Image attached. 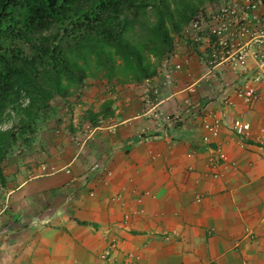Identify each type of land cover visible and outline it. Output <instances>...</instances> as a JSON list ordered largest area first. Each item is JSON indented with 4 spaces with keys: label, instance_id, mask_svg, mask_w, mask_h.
<instances>
[{
    "label": "crops",
    "instance_id": "crops-1",
    "mask_svg": "<svg viewBox=\"0 0 264 264\" xmlns=\"http://www.w3.org/2000/svg\"><path fill=\"white\" fill-rule=\"evenodd\" d=\"M181 43L164 77L171 91L162 86V108L183 119L173 141L151 138L154 119L137 114L131 94L79 147L66 140L47 162L54 171L2 175L0 264H264V87L246 106L232 88L251 69L210 68L198 58L206 42ZM208 113L220 130L203 145ZM234 118L249 124L245 134L231 132Z\"/></svg>",
    "mask_w": 264,
    "mask_h": 264
},
{
    "label": "trees",
    "instance_id": "trees-1",
    "mask_svg": "<svg viewBox=\"0 0 264 264\" xmlns=\"http://www.w3.org/2000/svg\"><path fill=\"white\" fill-rule=\"evenodd\" d=\"M217 0H0L1 162L34 131L53 95L86 77L139 82L171 50L172 33ZM25 101V104H23Z\"/></svg>",
    "mask_w": 264,
    "mask_h": 264
},
{
    "label": "rangeland",
    "instance_id": "rangeland-1",
    "mask_svg": "<svg viewBox=\"0 0 264 264\" xmlns=\"http://www.w3.org/2000/svg\"><path fill=\"white\" fill-rule=\"evenodd\" d=\"M224 1L228 2L230 0L212 1V3L205 5L207 9L203 8L196 13L205 16L207 14L205 12L219 7ZM185 27L186 25L184 24L180 28V32L172 33L173 59L178 57V50H183L184 48L181 41L184 42L186 38L184 39L181 35L187 36V33L183 31ZM185 47H187L185 52L189 55L188 45H185ZM163 60L164 58L161 57L158 61L154 69V75L145 77L139 82L120 84L113 78L106 80L103 77L90 76L86 77L76 88H71L67 96L53 95L49 101L46 114L35 121L33 133L27 135L19 134L20 137L16 139L10 150L5 153L1 162V172L3 171L2 175L5 178L3 179L14 183L24 178L54 171V168L50 167L47 162H56V157L60 156L56 153H60L63 143L68 140L76 147H79V143L83 142L92 126L99 124L97 121L100 118L107 117L109 113L112 114L116 110V105L121 106L123 103H128V100H131V94L135 95V100H141L138 106L141 107V111L137 114H142L151 120L154 119L151 127L153 128L152 135H150L151 138L157 137L165 143L173 141L172 136L168 132L175 128L181 116L179 110L162 108L166 102L164 95L166 91H171L169 85L173 86V82L164 83V75L172 67L168 63L164 65ZM152 78L155 79L150 82ZM161 80H163L162 85L161 83L157 84ZM163 85H166V88L169 89L163 90ZM23 104H25V101ZM130 105L127 104L126 106L130 107ZM153 111L156 112V115H154ZM166 116L169 118H166ZM88 119L96 121L91 124ZM9 122H3L0 125V129H8L10 127ZM218 129L220 130L219 124ZM144 130L145 128L139 132ZM230 130L235 134L231 128ZM203 136L201 134L197 136L198 141L201 142L200 144L207 143L209 140V138L207 140L202 139ZM191 155L192 152L189 153V156ZM43 164L45 166H42ZM92 167L94 166L92 165ZM3 183L1 180L0 194L6 192V189H4L6 182L5 184Z\"/></svg>",
    "mask_w": 264,
    "mask_h": 264
},
{
    "label": "built area",
    "instance_id": "built-area-1",
    "mask_svg": "<svg viewBox=\"0 0 264 264\" xmlns=\"http://www.w3.org/2000/svg\"><path fill=\"white\" fill-rule=\"evenodd\" d=\"M204 28L208 37L213 38L208 40V53L204 59L208 67L225 65L232 70H252L244 82L235 84L232 88L233 94L246 106L251 105L258 98V87H264V0L224 1L205 16L200 13L195 15L183 31L192 42L199 44L203 39L201 31ZM172 55L173 53L167 52L164 65ZM174 68H179V64L176 63ZM167 76L166 74L165 77ZM219 98L229 104L225 96ZM207 117L208 114L201 116L202 126L208 133L202 137L205 140L217 136L219 132L218 119L210 117L212 120L207 121ZM248 128L249 124L238 118L231 122V129L235 134H245Z\"/></svg>",
    "mask_w": 264,
    "mask_h": 264
},
{
    "label": "clouds",
    "instance_id": "clouds-1",
    "mask_svg": "<svg viewBox=\"0 0 264 264\" xmlns=\"http://www.w3.org/2000/svg\"><path fill=\"white\" fill-rule=\"evenodd\" d=\"M217 8V7H216ZM216 8H213L212 10H209V12H212V11H214ZM205 9H207V8H205ZM209 12H205V13H209ZM198 13H195L190 19H189V21L195 16V15H197ZM206 14V15H207ZM188 21V22H189ZM187 22V23H188ZM187 23L185 24V25H187ZM206 26V25H205ZM206 32L207 33V31H206V29L204 28V30L203 31H201V36H202V38L204 37V35H203V32ZM181 36H183V38L185 39L186 38V40H188L189 42H190V44H191V47L193 48V49H197V48H199L200 47V45L201 44H203L204 42H206L207 44H206V47L202 50V55L201 56H199L198 58H199V60H201V61H203L204 62V59H205V54L206 53H208V51L207 52H204V50L205 49H208V47H207V45H208V40L207 41H205L204 39H202V42L201 43H199V44H195L194 42H192L191 41V39L188 37V36H184V35H181ZM207 36H208V34H207ZM212 38V37H211ZM213 39V38H212ZM168 52H171V53H173V48H171V50L170 51H168ZM167 55V53H165V55L163 56V58H165V56ZM173 57V55L171 56V58ZM203 57V58H202ZM171 58L169 59V61H168V64L169 65H171V62H170V60H171ZM179 64V63H178ZM206 64V63H205ZM180 66V65H179ZM173 68H174V65H173ZM174 69H176V68H174ZM166 75V74H165ZM165 77V76H164ZM166 78V77H165ZM148 81H149V79H147ZM151 110V109H150ZM203 115H207V114H202L201 116H203ZM200 116V117H201ZM208 116L209 117H211L210 116V114L208 113ZM233 120V119H232ZM182 121H183V119H182V117L180 118V120H179V123H182ZM232 122V121H231ZM179 123L177 124V125H179ZM1 125V124H0ZM230 128H231V123H230ZM144 132H139V133H137V135H136V137L138 138V139H143L144 138V134H143ZM199 143H201L200 141H198ZM204 144H206V143H203V145ZM95 166H97V165H95Z\"/></svg>",
    "mask_w": 264,
    "mask_h": 264
}]
</instances>
